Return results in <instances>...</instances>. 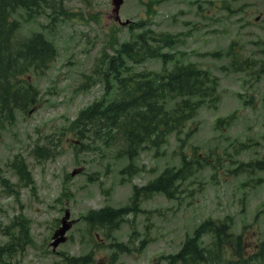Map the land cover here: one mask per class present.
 <instances>
[{
  "label": "rangeland",
  "instance_id": "rangeland-1",
  "mask_svg": "<svg viewBox=\"0 0 264 264\" xmlns=\"http://www.w3.org/2000/svg\"><path fill=\"white\" fill-rule=\"evenodd\" d=\"M84 1L62 0L64 10L11 13L18 39L42 33L56 55L47 68L21 76L38 91V101L25 112L0 116V248L17 240L21 225L27 233L22 247L1 256L0 264H69V258L88 254L95 264H168L195 228L228 216L233 233L244 232L255 245L264 236V171L231 176L228 170L264 156V0H124L120 17L132 26L118 29L109 27L111 0H94L89 8ZM144 32L172 37L173 47L163 51L169 60L166 66L161 58L128 62L127 73L194 63L218 80V104L204 106L183 132L130 160L118 139H79L71 124L93 102L111 99L106 67L115 43ZM236 61L249 65L242 70ZM227 117L229 126L219 122ZM35 146L52 156L28 165ZM195 155L209 162L191 167L174 198L158 193L138 199L137 212L110 237L86 223L88 212L122 208L135 186ZM14 162L26 165L31 183L18 180ZM61 227L67 228L65 241L53 248ZM210 240L202 238L204 244Z\"/></svg>",
  "mask_w": 264,
  "mask_h": 264
},
{
  "label": "trees",
  "instance_id": "trees-1",
  "mask_svg": "<svg viewBox=\"0 0 264 264\" xmlns=\"http://www.w3.org/2000/svg\"><path fill=\"white\" fill-rule=\"evenodd\" d=\"M61 4L62 0H0V116L2 113L12 115L15 110L26 111L36 102L39 93L21 76L24 77L30 68H47L56 55L53 44L42 33L18 39L19 25L12 20L11 13L24 9L38 14L45 9H62ZM173 44L171 36H151L144 32L138 35V39L114 48L115 54L109 58L106 67L107 92L110 91L112 97L95 101L82 109L71 124L74 134L79 139L92 138L107 144L118 139L122 155L134 160L144 147L159 148L170 134L183 132L204 106L215 107L218 104V80L210 71L194 63L175 64L172 69L158 73H127L128 62L140 65L148 58H161L166 63L169 55L163 50ZM240 65L244 66L243 70L249 61L242 64L234 62V66ZM231 119L222 118L219 122L229 126ZM192 131L193 128L190 129ZM235 153H241L238 146ZM51 156L50 151L41 150V158L47 160ZM201 162L207 164L209 159L204 155L184 157L176 170L166 168L144 187L135 188L127 207L92 210L85 217L86 223L90 228L102 231L105 237H110L112 231L137 212L138 199L158 193L174 198L179 191L178 182L185 181L191 167L196 165L198 168ZM257 170L264 171V156L241 163L233 173L238 175L241 171L253 173ZM21 174L23 179L30 181L26 168ZM20 231L21 236L26 237L25 226L21 225ZM206 236H211V240L204 244L202 238ZM21 247L11 246L6 252L13 254ZM118 249L127 252L125 245H118ZM3 251L0 248V255ZM167 261L168 264H264V237L252 246L244 232L239 235L233 233L229 216L220 223L207 219L191 237L185 239L180 251L169 256ZM68 262L95 264L89 254L71 257Z\"/></svg>",
  "mask_w": 264,
  "mask_h": 264
},
{
  "label": "flooded vegetation",
  "instance_id": "flooded-vegetation-1",
  "mask_svg": "<svg viewBox=\"0 0 264 264\" xmlns=\"http://www.w3.org/2000/svg\"><path fill=\"white\" fill-rule=\"evenodd\" d=\"M93 1L94 0H86V1H84V4L86 5V8L91 7V4L93 3ZM104 15H108L107 12H105ZM58 19H59V13H57L56 21H58ZM109 19H111L110 20L111 24L109 25V27H115L117 29V28H120L121 26H125L117 19V16L114 15V14H109ZM129 25L130 24H128L126 26H129ZM57 31L60 32V30H57Z\"/></svg>",
  "mask_w": 264,
  "mask_h": 264
},
{
  "label": "water",
  "instance_id": "water-1",
  "mask_svg": "<svg viewBox=\"0 0 264 264\" xmlns=\"http://www.w3.org/2000/svg\"><path fill=\"white\" fill-rule=\"evenodd\" d=\"M113 2V5H114V12L118 13L119 11V8L121 6V4L123 3V0H112ZM67 231V228L66 227H63L59 230L58 234L61 235L60 238H58L54 243H53V246L54 247H57L61 242H64L65 241V233ZM57 235V234H56Z\"/></svg>",
  "mask_w": 264,
  "mask_h": 264
}]
</instances>
